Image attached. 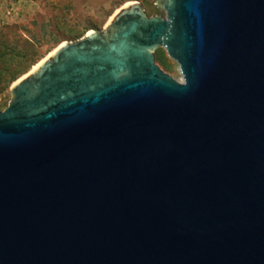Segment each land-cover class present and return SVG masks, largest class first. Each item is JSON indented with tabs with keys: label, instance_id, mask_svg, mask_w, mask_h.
Listing matches in <instances>:
<instances>
[{
	"label": "water",
	"instance_id": "obj_1",
	"mask_svg": "<svg viewBox=\"0 0 264 264\" xmlns=\"http://www.w3.org/2000/svg\"><path fill=\"white\" fill-rule=\"evenodd\" d=\"M156 6L13 85L0 264H264V0Z\"/></svg>",
	"mask_w": 264,
	"mask_h": 264
},
{
	"label": "rangeland",
	"instance_id": "obj_2",
	"mask_svg": "<svg viewBox=\"0 0 264 264\" xmlns=\"http://www.w3.org/2000/svg\"><path fill=\"white\" fill-rule=\"evenodd\" d=\"M131 3L141 4L150 18H166L156 0H0V113L12 101L13 85L32 66L65 43L103 31L110 18ZM156 57L166 74L183 82L166 50H158Z\"/></svg>",
	"mask_w": 264,
	"mask_h": 264
},
{
	"label": "bare ground",
	"instance_id": "obj_3",
	"mask_svg": "<svg viewBox=\"0 0 264 264\" xmlns=\"http://www.w3.org/2000/svg\"><path fill=\"white\" fill-rule=\"evenodd\" d=\"M131 4H132V3H131ZM127 5H130V4H127ZM127 5H126V6H127ZM126 6H124V7H126ZM124 7H123V8H124ZM121 9H122V8H121ZM121 9H120V10H121ZM120 10H118V11H120ZM118 11H117V12H118ZM117 12H116V13H117ZM116 13H115V14H116ZM115 14H114V15H115ZM114 15H113V16H114ZM113 16H112V17H113ZM112 17H111V18H112ZM111 18H110V20H111ZM110 20H109V21H110ZM63 45H64V44H63ZM60 47H61V46H60ZM58 48H59V47H58ZM58 48L55 49L54 51H52L49 55H47L46 58L43 59L41 62H39L36 66H34V68H33L31 71H34L35 69H37V68H38V67H39V66H40V65H41L46 59H48L49 57H51V56H52V55L58 50ZM31 71H30V72H31ZM30 72H29V73H30ZM29 73H28V74H29ZM25 76H26V75H25ZM25 76H23L19 81H21ZM19 81H18V82H19ZM18 82H17V83H18ZM15 84H16V83H15ZM15 84H14V85H15Z\"/></svg>",
	"mask_w": 264,
	"mask_h": 264
},
{
	"label": "flooded vegetation",
	"instance_id": "obj_4",
	"mask_svg": "<svg viewBox=\"0 0 264 264\" xmlns=\"http://www.w3.org/2000/svg\"><path fill=\"white\" fill-rule=\"evenodd\" d=\"M157 7V6H156ZM158 8V7H157ZM159 9V8H158ZM159 10H161V9H159ZM162 11V10H161ZM164 12V11H163ZM109 22V21H108ZM108 22H107V24H108ZM107 24H106V26H107ZM105 26V27H106ZM105 29V28H104ZM91 32H93V31H90V32H88V33H86L83 37H81L79 40H81L82 38H84L86 35H88L89 33H91ZM97 32H102V31H97ZM78 40V41H79ZM160 49H162V48H160ZM160 49H158V50H160ZM158 50L154 53V56H155V61H156V65L157 66H159V68L164 72V73H166L162 68H161V66L159 65V63H158V61H157V57H156V54H157V52H158ZM165 50V49H164Z\"/></svg>",
	"mask_w": 264,
	"mask_h": 264
},
{
	"label": "trees",
	"instance_id": "obj_5",
	"mask_svg": "<svg viewBox=\"0 0 264 264\" xmlns=\"http://www.w3.org/2000/svg\"><path fill=\"white\" fill-rule=\"evenodd\" d=\"M77 40H78V39H77ZM71 41H72V40H71ZM32 67H33V66H32ZM32 67L30 68V70L32 69ZM30 70H29V71H30ZM29 71H28V72H29ZM28 72H26L25 74H23V76H25ZM20 79H21V78H20ZM13 83H14V82H13Z\"/></svg>",
	"mask_w": 264,
	"mask_h": 264
}]
</instances>
